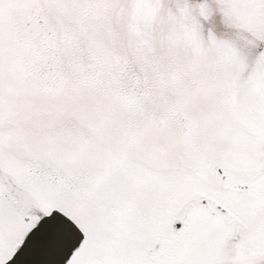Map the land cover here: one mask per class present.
<instances>
[{"label": "snow or ice", "instance_id": "6c2138e0", "mask_svg": "<svg viewBox=\"0 0 264 264\" xmlns=\"http://www.w3.org/2000/svg\"><path fill=\"white\" fill-rule=\"evenodd\" d=\"M120 2L0 0V264H264V0L179 4L170 75Z\"/></svg>", "mask_w": 264, "mask_h": 264}, {"label": "rangeland", "instance_id": "374dc122", "mask_svg": "<svg viewBox=\"0 0 264 264\" xmlns=\"http://www.w3.org/2000/svg\"><path fill=\"white\" fill-rule=\"evenodd\" d=\"M185 0H158L157 6L141 19L131 0H121L113 8L107 21H99L97 35L132 68L142 70L151 66L160 74L170 75L173 65L179 63L171 38V19L178 15V5Z\"/></svg>", "mask_w": 264, "mask_h": 264}]
</instances>
